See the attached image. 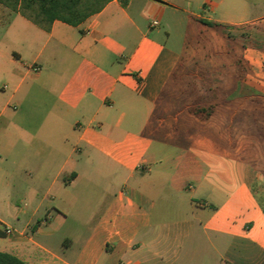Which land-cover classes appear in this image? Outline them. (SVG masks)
<instances>
[{"label":"crops","instance_id":"1","mask_svg":"<svg viewBox=\"0 0 264 264\" xmlns=\"http://www.w3.org/2000/svg\"><path fill=\"white\" fill-rule=\"evenodd\" d=\"M214 6L111 0L77 27L45 31L0 4L1 253L26 264H264V174L241 165L233 176L223 169L233 159L203 153L200 136L227 133L215 114L248 97L226 87L206 118L175 104L195 98L173 93L182 71L200 55V73L212 67L200 36L249 24L213 19ZM184 24L195 33L170 47ZM200 187L214 203L197 199Z\"/></svg>","mask_w":264,"mask_h":264},{"label":"rangeland","instance_id":"2","mask_svg":"<svg viewBox=\"0 0 264 264\" xmlns=\"http://www.w3.org/2000/svg\"><path fill=\"white\" fill-rule=\"evenodd\" d=\"M213 0L216 4L214 9L208 13L215 20L227 21L228 23L249 22V24L236 27L216 37L208 34L200 36L202 53L206 56V62H213L210 70L202 71L204 67L203 56H197V69H185L182 71L180 86L173 93L194 95V99L181 100L178 103L182 109L200 110L204 116L205 112L213 110L219 106V101L214 97L228 91L245 95L244 102L236 101L228 104V114H215L214 120L226 122L230 128L227 133L219 131L214 135L209 130H203L201 141L204 144L203 153L212 148L217 150L219 159H233L235 162L228 168L233 176L238 175L241 165L249 166L255 172L264 174V0ZM199 14L203 11L196 10ZM172 38L169 46L178 50H183L186 33L194 34L191 25L184 24L183 27H173ZM193 46L189 48L192 52ZM210 59V60H209ZM187 57L184 63H192ZM226 85V86H225ZM230 86V88L228 86ZM219 108V110H223ZM225 115V116H224ZM224 116V117H223ZM208 122L206 127H210ZM217 137L218 139H214ZM228 142L230 145L225 146ZM231 142L234 143L231 147ZM228 165H230L228 163ZM221 168V167H220ZM230 168V169H229ZM222 169V168H221ZM207 167L202 165L201 178L207 171ZM223 170L217 172L221 174ZM216 171H214L215 173ZM260 173V174H261ZM264 176V175H262ZM202 181L194 180L190 185L203 186ZM258 185L254 189L258 190ZM264 190V181L261 184ZM211 193L204 187L198 189L197 199H207L214 203ZM263 200V198H261Z\"/></svg>","mask_w":264,"mask_h":264},{"label":"trees","instance_id":"3","mask_svg":"<svg viewBox=\"0 0 264 264\" xmlns=\"http://www.w3.org/2000/svg\"><path fill=\"white\" fill-rule=\"evenodd\" d=\"M111 0H0V4L42 28L49 31L55 21L77 27L91 16L98 14ZM202 24L214 29L230 26L201 20ZM204 111H196L202 115ZM210 111L205 112L203 118ZM1 236V233H0ZM0 264H26L15 256L0 252Z\"/></svg>","mask_w":264,"mask_h":264},{"label":"built area","instance_id":"4","mask_svg":"<svg viewBox=\"0 0 264 264\" xmlns=\"http://www.w3.org/2000/svg\"><path fill=\"white\" fill-rule=\"evenodd\" d=\"M157 25V23L155 22V23H153V26H156ZM6 233L7 234H9L10 233V230H6Z\"/></svg>","mask_w":264,"mask_h":264}]
</instances>
